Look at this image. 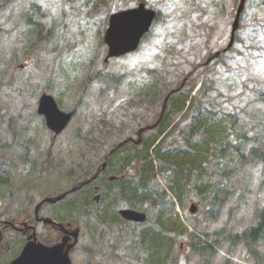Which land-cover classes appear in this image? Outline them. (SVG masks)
Wrapping results in <instances>:
<instances>
[{
	"label": "rangeland",
	"instance_id": "rangeland-1",
	"mask_svg": "<svg viewBox=\"0 0 264 264\" xmlns=\"http://www.w3.org/2000/svg\"><path fill=\"white\" fill-rule=\"evenodd\" d=\"M146 3L158 10L160 16L145 45L138 53L108 62L105 61L108 49L100 36L101 29L105 31L107 26V16L137 6L138 0L70 3L15 0L0 13V172H3V181L7 179V171L10 173L8 185L0 184L2 219L19 218L26 212L33 215L40 198L70 189L83 175L84 168L90 172L95 170L104 155L121 140L127 136L136 138L139 128L152 123L154 115L161 111L168 92L195 65H203L210 51L227 46L238 6L235 0H146ZM245 8L238 31L240 42L226 57L225 65L213 62L208 68H200L187 87L190 92L194 90L193 95L203 81L208 80L213 86L204 98L203 107L214 114L220 131L209 126L212 131L209 138L213 139L207 142L199 129L195 143L204 139L205 143L201 156L198 152L194 157L199 156L198 162L188 154V160L171 165L167 179L157 177L159 191L170 192L169 186L178 190L169 211L160 216L163 221L175 222L176 227L164 225L167 235L161 231L165 228L158 230L162 228L157 220L158 208L147 203L134 207L148 213L149 219L144 224L119 222L108 228L100 219H116L115 215L113 218L115 209L126 205H121L119 199L108 203L110 197L97 203L93 200L97 192L91 196L80 193L49 208L50 214L70 219L82 230L80 243L73 252V264H171L172 260L177 264H225L229 242L210 259L190 249L188 233L196 229L212 239L224 240L254 223L256 206L264 205V166L248 164L241 169V160L232 145L237 144L238 134L247 133L251 139L244 151L248 152L252 144L264 146V0H249ZM206 27L208 36L199 35L198 32H207ZM98 71L122 75V84L102 92L103 85L95 79ZM147 91L153 93L155 106L145 105L137 111L138 115L134 111L130 113L126 105ZM43 93L54 96L63 111L76 112L68 128L58 136L38 115V102ZM190 96L191 93L186 94L187 98ZM186 97L175 96L171 103L185 101ZM182 113L177 112L168 119L170 128ZM229 113L237 116L233 130L232 119L218 122ZM104 119L109 123L102 126ZM120 123L125 124L119 131ZM188 132H191L190 119L180 125L177 134L183 133V136L174 138L185 141L190 137ZM147 136L152 137V132ZM188 143L191 145L192 141ZM167 147L170 148L169 144ZM190 149L195 155V147ZM50 150L62 163V169L41 172L37 181L30 174L21 181L12 179L22 172L26 174L28 168L19 167L25 160L27 163L42 160ZM130 154L123 151L116 160L110 158L109 174H122ZM176 155L180 154L173 157ZM173 166L182 167L184 174L175 173ZM131 167L127 168L130 172ZM233 169L235 172L228 179L219 174ZM222 186L228 187L229 192L222 195L225 204L219 217L213 218L208 214L212 208L210 203ZM116 188L117 198H125L119 184L108 189ZM192 203L197 207L195 213L190 212ZM154 235L159 236L161 246L159 253L150 252V255L154 245L149 241H153ZM243 249L241 245L227 264H253L245 261ZM259 249L264 253V242L259 244ZM11 257L0 255V264H7Z\"/></svg>",
	"mask_w": 264,
	"mask_h": 264
},
{
	"label": "trees",
	"instance_id": "trees-1",
	"mask_svg": "<svg viewBox=\"0 0 264 264\" xmlns=\"http://www.w3.org/2000/svg\"><path fill=\"white\" fill-rule=\"evenodd\" d=\"M72 1V0H69ZM236 1V0H235ZM10 0H0V9L8 5ZM117 85H119L122 82V79L118 78ZM212 88L211 85L208 83H205L203 89L200 91V95L196 97L198 100L196 103L191 104L189 108V112L185 114L181 121L188 119V117L192 120V132H195L198 127L202 125L204 129V133L207 135V137L211 136V130L209 126H212L215 130L218 128L220 131V124L215 123L217 122L216 117L211 111L205 110L203 107V100L204 98L209 94V89ZM184 92H180V95ZM179 95V93H177ZM176 96V94H173V97ZM185 103V102H184ZM183 103V107H184ZM171 107V106H170ZM168 107L167 112L165 113V116L163 120L160 122L158 127L155 129V134L150 137L149 139L144 141V145H137L134 146L133 144L124 146L120 151L128 150L131 152L130 157L125 161V168L124 170H127L129 165L133 168V173L130 174L133 177L127 180H123L120 186L122 187V194L125 196H120L123 200H126L129 204V202L133 200L134 203H141L138 202L140 200L144 201L143 199L146 196L151 195V198L155 197V200L158 199V195L156 194L157 191L153 189L152 184V190H151V182L152 180H155L157 177L158 172H164L165 170L169 169L171 170V167L168 165H172L174 162L180 163L181 160L185 161V159L188 160V154L185 153H179L180 155H176V157H173V154H171L169 151L166 150V144H168V140L171 137L172 132L177 128V126L167 135L162 137L165 130L169 127L168 117H171V114L173 111L180 112L182 111L181 106H178V109L174 110V108ZM182 107V108H183ZM181 109V110H180ZM202 111V112H198ZM208 112V113H207ZM160 113H157L154 117L155 121L159 118ZM210 115V116H209ZM225 119H218V122H225L226 120L232 119L230 121V128L233 130L234 124H236V115L234 114H226ZM180 121V122H181ZM191 128V129H192ZM220 136V135H219ZM213 139V138H211ZM251 138L248 136L247 133H241V135H238V141L236 145H232L234 152L238 155L239 159L241 160V169H244V166L247 164L256 165L258 162L264 163V146L257 143L256 145H253L251 147L250 153L246 154V151H244V148L246 147V142L249 141ZM158 142V144H156ZM156 144V146H155ZM230 144V143H228ZM225 150V149H224ZM190 154L189 156H192L193 159L196 161L199 159V156H201V153H199V156L197 158H194L196 156ZM155 161H159L158 167L155 165ZM198 162V161H197ZM135 163V165L133 164ZM264 166V165H263ZM176 169H181L183 171V168L180 166H174ZM191 171V169L189 170ZM264 172V169H263ZM222 175L228 176L227 171L221 172ZM92 174H89V177ZM175 193H178L177 189H174ZM221 191V193H220ZM226 187H222L218 190L216 195L213 198L214 206H218L219 204H223L224 201L220 199V194L226 193ZM132 204V203H131ZM137 206V204H135ZM139 206V205H138ZM214 210V208L210 209L208 211V214L211 217H218L219 213ZM116 219H114L112 222H114L115 225L118 224V221L124 222L120 217L117 215L115 216ZM159 224L162 228H157L158 230H161L164 227V225L169 226L170 228H175L176 224L173 221H168L166 219L159 220ZM169 229V228H168ZM165 230H161L163 233H166ZM158 232V231H157ZM160 233V232H158ZM167 235V233H166ZM165 237V236H164ZM163 237V238H164ZM264 241V206L260 207L257 206V210L255 213V225H252L250 228L246 229L243 232H239L236 234H229L227 237H225L224 240H217L212 239L210 236H208L207 233H200L196 229L192 231L191 233H188V246L193 252H198L203 256L213 258L215 254L218 252L220 248H223L225 245V242L230 243V249L228 250V254L234 255L236 253L237 248L243 244L245 245V258L246 260L254 261L255 264H264V253H262L259 249V243ZM161 241L159 239L158 235H154L153 241H149L153 253H159V248L161 246ZM153 253V254H154ZM230 262V261H229ZM171 264H177L175 260H172Z\"/></svg>",
	"mask_w": 264,
	"mask_h": 264
},
{
	"label": "water",
	"instance_id": "water-1",
	"mask_svg": "<svg viewBox=\"0 0 264 264\" xmlns=\"http://www.w3.org/2000/svg\"><path fill=\"white\" fill-rule=\"evenodd\" d=\"M155 16V11L147 9L144 3L138 8L113 14L105 36V42L109 46L108 58L134 51L139 46L141 38L149 31ZM39 113L46 117L47 126L56 133H60L71 118V114L61 112L55 100L47 95H44L40 101ZM121 214L137 222L146 219L144 213L134 210H122ZM59 248H46L42 244L33 247L29 244L13 264H71L68 256L70 247L65 253Z\"/></svg>",
	"mask_w": 264,
	"mask_h": 264
},
{
	"label": "flooded vegetation",
	"instance_id": "flooded-vegetation-1",
	"mask_svg": "<svg viewBox=\"0 0 264 264\" xmlns=\"http://www.w3.org/2000/svg\"><path fill=\"white\" fill-rule=\"evenodd\" d=\"M148 104L150 103H146L145 105L147 106ZM143 109V108H141ZM140 109V110H141ZM34 169H38L37 168V165L34 166ZM21 170H24V167H21ZM99 171V170H98ZM97 172V171H96ZM8 174L9 172H7V184L9 183V179H8ZM28 174H30V172H22L20 173V175H18L17 177L14 176L12 177V179H16L18 181H21L23 179V177L27 176ZM102 175V174H101ZM9 177H10V174H9ZM43 200V199H42ZM45 200V199H44ZM42 202V201H41ZM40 202V203H41ZM49 206L48 204H44L41 208V211L46 212L48 211L49 212V215H50V210H49ZM9 220H2L0 221V255H5V253H8L10 252L11 250V242H14L15 240L13 239L15 236L12 235V230L13 231H16L17 233H19L21 236H22V240L21 241H17V247H20L21 245L22 248L24 246H26L27 242L29 241V235L31 234L32 230L30 229H27V228H24V230H17L14 226H12L10 223ZM11 222H13V224L17 225L16 221L15 220H12ZM23 225L24 227H29V226H32V223H31V219L25 217L22 222H20L19 225ZM71 225V224H69ZM67 225V229L70 230L71 227ZM18 226V225H17ZM11 229V230H10ZM36 230V229H35ZM69 232V231H68ZM67 231H61L57 228H53L52 230L46 228L45 230H43L42 232V235L41 237H39L41 239V241L43 243H45L46 245H55L59 242H61L63 239H64V235L66 233H68Z\"/></svg>",
	"mask_w": 264,
	"mask_h": 264
}]
</instances>
